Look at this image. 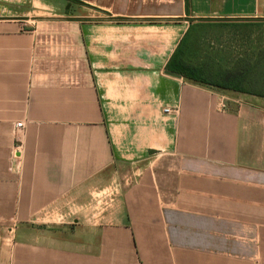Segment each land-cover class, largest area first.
I'll use <instances>...</instances> for the list:
<instances>
[{"label":"crops","instance_id":"crops-1","mask_svg":"<svg viewBox=\"0 0 264 264\" xmlns=\"http://www.w3.org/2000/svg\"><path fill=\"white\" fill-rule=\"evenodd\" d=\"M259 23L264 0H0V264H264V97L167 74Z\"/></svg>","mask_w":264,"mask_h":264},{"label":"rangeland","instance_id":"rangeland-1","mask_svg":"<svg viewBox=\"0 0 264 264\" xmlns=\"http://www.w3.org/2000/svg\"><path fill=\"white\" fill-rule=\"evenodd\" d=\"M216 29H205L200 32V43L196 46V50L191 52L189 58L196 57V63L200 59L206 62L209 58L212 59L211 62L218 61L222 64L218 67H206L204 70L206 77L215 73H222L225 76L235 75L242 80L241 85L247 91L263 93L264 23L240 24L229 29L227 34L221 36L225 39L224 43L217 45L208 40L215 37ZM194 32L191 37L195 36Z\"/></svg>","mask_w":264,"mask_h":264},{"label":"trees","instance_id":"trees-1","mask_svg":"<svg viewBox=\"0 0 264 264\" xmlns=\"http://www.w3.org/2000/svg\"><path fill=\"white\" fill-rule=\"evenodd\" d=\"M192 53L190 51H188V54L183 53V56L185 55H191ZM176 56L178 57V52L175 54V58ZM169 70L177 73L187 79H191L194 81H198V82H202L204 84H208L211 86H216L219 88H223L226 90H232V91H236V92H243V93H247V94H252V95H258L261 97H264V92H252V91H247V89H244L242 87V80L235 76V75H230V76H225L224 82L222 83H216L213 82L212 80H210L209 78H207L205 76V72L203 71V68H193L192 66L187 65L185 62H182V60L177 61V63L173 61V63H171L169 65Z\"/></svg>","mask_w":264,"mask_h":264},{"label":"water","instance_id":"water-1","mask_svg":"<svg viewBox=\"0 0 264 264\" xmlns=\"http://www.w3.org/2000/svg\"><path fill=\"white\" fill-rule=\"evenodd\" d=\"M167 74L170 75V76L176 77V78H181L180 75H178V74H174V73H172V72H167Z\"/></svg>","mask_w":264,"mask_h":264},{"label":"built area","instance_id":"built-area-1","mask_svg":"<svg viewBox=\"0 0 264 264\" xmlns=\"http://www.w3.org/2000/svg\"><path fill=\"white\" fill-rule=\"evenodd\" d=\"M165 112H166V113H169L170 110L167 109V110H165ZM21 125H22V124L20 123V124H18L17 126H18V127H21Z\"/></svg>","mask_w":264,"mask_h":264}]
</instances>
